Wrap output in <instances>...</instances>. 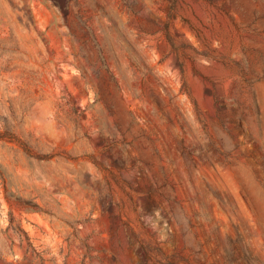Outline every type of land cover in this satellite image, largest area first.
<instances>
[{"label": "rangeland", "instance_id": "374dc122", "mask_svg": "<svg viewBox=\"0 0 264 264\" xmlns=\"http://www.w3.org/2000/svg\"><path fill=\"white\" fill-rule=\"evenodd\" d=\"M0 264H264V0H0Z\"/></svg>", "mask_w": 264, "mask_h": 264}]
</instances>
